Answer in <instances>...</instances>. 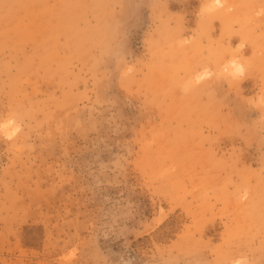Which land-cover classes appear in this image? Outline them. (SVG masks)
Returning <instances> with one entry per match:
<instances>
[{
  "label": "rangeland",
  "instance_id": "obj_1",
  "mask_svg": "<svg viewBox=\"0 0 264 264\" xmlns=\"http://www.w3.org/2000/svg\"><path fill=\"white\" fill-rule=\"evenodd\" d=\"M0 0V264H264V0Z\"/></svg>",
  "mask_w": 264,
  "mask_h": 264
},
{
  "label": "clouds",
  "instance_id": "obj_2",
  "mask_svg": "<svg viewBox=\"0 0 264 264\" xmlns=\"http://www.w3.org/2000/svg\"><path fill=\"white\" fill-rule=\"evenodd\" d=\"M213 4L215 7H223L222 0H213ZM239 264V262H237Z\"/></svg>",
  "mask_w": 264,
  "mask_h": 264
}]
</instances>
